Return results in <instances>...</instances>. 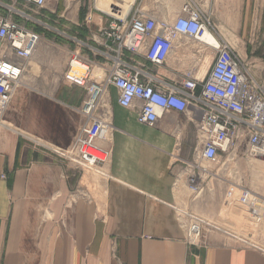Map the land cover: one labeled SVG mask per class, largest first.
Masks as SVG:
<instances>
[{"label": "crops", "instance_id": "1", "mask_svg": "<svg viewBox=\"0 0 264 264\" xmlns=\"http://www.w3.org/2000/svg\"><path fill=\"white\" fill-rule=\"evenodd\" d=\"M58 1L48 13L66 20L65 4L73 1L63 0L60 13ZM235 2L205 0L200 7L220 42L231 45V37L220 32L218 21L237 28L247 43L236 49L239 56L263 68L264 0ZM5 7L0 1V15H6ZM27 11L41 16L32 8ZM233 12L237 18L231 23L227 17ZM109 20L93 17L85 40L74 33L69 37L76 44L52 52L41 43L44 32L26 23L41 44L0 115V264H264L263 205L240 206L253 214V225H260L250 229V238L216 228L209 236L202 232L199 242H186L180 212L204 209L186 175L187 167L202 174V161L195 158L199 115L191 108L187 113L166 112L148 127L137 122L134 110L118 106L111 88L109 126L97 143L109 153L107 163L101 170L76 168L58 153L70 147L83 125L78 108L85 94L63 80L68 61L75 54L103 61L93 56L89 47L97 46L90 36ZM251 22L257 33L250 35ZM71 24L78 25L77 20ZM204 58L209 62L196 74L200 80L213 56L199 42L180 40L157 76L176 85Z\"/></svg>", "mask_w": 264, "mask_h": 264}, {"label": "built area", "instance_id": "2", "mask_svg": "<svg viewBox=\"0 0 264 264\" xmlns=\"http://www.w3.org/2000/svg\"><path fill=\"white\" fill-rule=\"evenodd\" d=\"M16 1L25 11L8 6L6 15H0V115L40 43V36L26 27L32 19L27 10L32 8L39 14L52 0ZM204 1L183 0L173 19L142 9L124 18H110L90 36L97 48L87 46L95 59L103 61L83 59L78 54L69 59L63 80L82 89L85 97L78 108L83 125L70 147L58 150L64 160L87 170L107 163L109 153L97 143L109 126L111 88L117 92L118 106L134 110L141 125L153 127L170 111L187 113L191 108L197 113L198 161L216 164L219 154L238 155L242 148L248 156L264 160V67L250 66L232 45L218 40L201 10ZM16 17L25 23H19ZM85 21L89 23L90 17ZM206 31L217 44L200 42ZM180 40L199 42L213 60L205 78L200 80L196 74L206 58L198 62L196 69L188 70L178 84L169 85L157 76V70ZM186 169L188 185L196 192L200 188L196 177L199 174ZM178 220L185 229L180 215ZM185 231L188 244L194 243L193 236L199 238L198 226L192 228L193 234Z\"/></svg>", "mask_w": 264, "mask_h": 264}, {"label": "rangeland", "instance_id": "3", "mask_svg": "<svg viewBox=\"0 0 264 264\" xmlns=\"http://www.w3.org/2000/svg\"><path fill=\"white\" fill-rule=\"evenodd\" d=\"M0 1L4 5H10L9 7L12 9L25 11L19 1ZM72 1V3L67 2L65 4V7L68 8L64 15L66 20H58L55 17H50L51 14L48 13L49 7L56 4V0H52L46 10L39 12L41 16L32 15V19L27 22L28 28L34 27L38 31L44 32L41 43L42 45L50 47L51 52L60 48L65 49L62 46L67 47V44H76L75 40L69 37L73 36L74 33H76L77 36H75L79 40H85V37H87L86 25L90 24L93 17L100 18L102 21H105L107 18H124L133 11L142 9L145 12L153 13L159 17L172 19L177 14L183 2V0H115L114 5L107 9L108 5L105 3L109 0H103L104 8L98 3L99 0ZM232 1L236 4L235 0ZM58 2L57 8L58 13H60L59 11L62 12L64 9L61 5L63 0H59ZM259 2L260 0H257L255 4ZM4 9L7 10V8ZM258 14L259 12L256 15ZM87 16L90 17L89 23L85 21ZM236 16L237 14L233 12L230 14V17H227V20L232 23L234 22V18H237ZM73 18L77 20L78 25L71 24ZM260 20H262V16ZM218 23H220V32L231 37V45L235 50L246 47L247 43L245 40L242 41L239 38V30L237 28H232L234 30L232 31V29L224 26L223 22L218 21ZM253 23L251 22L250 24V35L251 33H257V31L252 32ZM246 26L247 21L245 20V31ZM53 58L56 59L55 56ZM208 62L209 60L206 59L204 66H207ZM201 167L202 174L196 176L200 186L197 193L200 197L198 200L201 201L205 210L196 211L194 214H188L186 211L185 213H180L181 223L185 221L187 225L189 223L191 225L197 224L201 230L199 238H202V232L209 236V234L216 233L218 230L230 232L237 237L250 238L247 236L251 232L250 229L255 231L257 230L256 227L263 226L264 215L260 214L262 216L260 225H253L256 224L252 220L253 218H250L253 214L249 216L248 213L241 210L240 206L258 205L260 208V205H263L264 207V160L248 156L245 153V148H242L238 155L221 153L218 157V163L209 164L202 162ZM96 169L101 170L99 167ZM201 189L203 190L202 193ZM206 200L207 202L205 203L204 201ZM195 203H197L196 200ZM188 215L193 219H187L186 217ZM252 241H257V238L253 237ZM234 242L236 241L234 240Z\"/></svg>", "mask_w": 264, "mask_h": 264}, {"label": "bare ground", "instance_id": "4", "mask_svg": "<svg viewBox=\"0 0 264 264\" xmlns=\"http://www.w3.org/2000/svg\"><path fill=\"white\" fill-rule=\"evenodd\" d=\"M114 1L115 0H109V1H107L105 4L106 5H108L107 7V9H109V7L110 6H112V5H114ZM98 3L101 5V7H103V0H99L98 1ZM97 5V4H96ZM99 6V5H98ZM100 7V8H101ZM104 8V7H103ZM102 9V8H101ZM105 10V9H104ZM200 42L201 43H208V44H214V43H216L217 44V41L213 38L212 39V36L210 35V32L209 31H206V33L200 38ZM204 69V66H203V68H202V70ZM196 194H198V193H196ZM198 196V195H197ZM180 213H182V212H180ZM182 224H183V226L185 227V229L188 231V233L189 234H193V232H192V228L193 227H197L198 225L197 224H195V226H189V225H187V223L185 222V221H182ZM199 227V226H198ZM200 228V227H199ZM200 232H201V230H200ZM197 237H195V236H193L192 237V240L196 243V241H197ZM199 242V241H198Z\"/></svg>", "mask_w": 264, "mask_h": 264}, {"label": "trees", "instance_id": "5", "mask_svg": "<svg viewBox=\"0 0 264 264\" xmlns=\"http://www.w3.org/2000/svg\"><path fill=\"white\" fill-rule=\"evenodd\" d=\"M34 31L39 32L37 28H34ZM81 40V39H80ZM83 41V40H82Z\"/></svg>", "mask_w": 264, "mask_h": 264}]
</instances>
